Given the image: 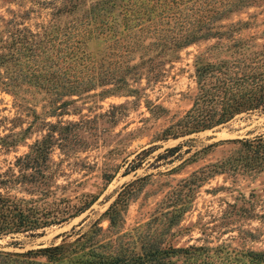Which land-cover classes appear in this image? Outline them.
Wrapping results in <instances>:
<instances>
[{"label":"rangeland","instance_id":"obj_1","mask_svg":"<svg viewBox=\"0 0 264 264\" xmlns=\"http://www.w3.org/2000/svg\"><path fill=\"white\" fill-rule=\"evenodd\" d=\"M95 1L78 0L63 8L67 0H0V54L6 55L0 57V83L9 80V70L11 83L19 85L14 94L0 84V171L14 167L16 158L49 132V199L59 208L92 201L77 215L38 233L0 236V264H51L43 254L17 253L58 243L76 245L83 232L91 241L82 245L86 236L81 237L76 251L56 262L96 252L142 256L156 250L155 264H264V258H252L264 252V157L237 140L264 135V111H244L215 127L176 137L161 135L190 105L194 54L215 37L190 43L178 57L165 59L155 80L148 81L145 74L128 78L137 88L131 93L123 88L102 92L110 82L71 94L46 88L91 76V68L68 63L79 47L97 56L107 49L97 29L86 32L92 18L85 12ZM119 2L108 0V17L119 12ZM97 13L95 23L107 17L102 9ZM240 19L249 24L234 30L236 35L264 42V3L232 12L222 22ZM82 35L86 40L77 47L74 40ZM31 41L46 52L7 58L9 49ZM220 47L210 51L217 53ZM129 57L130 62L138 60V52ZM104 58L106 63L113 56L105 53ZM38 63L41 68L35 71ZM53 69L58 76H49ZM63 100L64 105L54 107ZM154 103L166 110L150 111ZM49 122L55 123L51 130ZM119 191L127 204L118 222L109 226L102 212Z\"/></svg>","mask_w":264,"mask_h":264},{"label":"trees","instance_id":"obj_2","mask_svg":"<svg viewBox=\"0 0 264 264\" xmlns=\"http://www.w3.org/2000/svg\"><path fill=\"white\" fill-rule=\"evenodd\" d=\"M76 1L78 0H67L63 8L76 5ZM107 3L108 0H97L91 3L85 12V15L92 18L91 28L86 32L93 29L100 32L102 40L107 43L104 54H89L83 46L79 47L78 44L86 40L82 35L74 40L79 47V53L72 54L68 61L69 64L74 62L91 68V76L86 80L80 79L82 82L68 80L62 83L59 80L60 82L54 84L49 83L46 86L48 90L58 95L71 94L110 82L112 86L104 88L102 92L112 93L123 88L131 93L137 88L130 85L128 78L136 80L145 74L148 81L155 80L160 73L158 65L165 59L178 57V51L190 43L215 37L213 43L194 54V84L187 93L190 105L163 127L162 137H176L212 128L244 111H264V42H258L253 37L236 35V30L249 24L248 20L222 22V19L232 12L263 4L264 0H120L118 4L121 9L110 17L107 12L111 11L112 7H108ZM99 9H102V14L106 13L107 17H100L99 23H95ZM117 24H121L122 28L118 29ZM132 27L136 29L134 33L124 31ZM104 30L108 33H104ZM146 32L152 34L148 35ZM39 44L37 41H31L30 44L16 45L9 49L10 55H7V58L24 51L29 52V55H41L46 51L41 49ZM218 45L221 47L217 48V53L210 51ZM133 51L138 52V60L130 62L129 55ZM105 53L113 56L106 63ZM5 56L0 54L2 59L6 58ZM158 57L160 59H157ZM145 62L148 64L143 72ZM34 66H37L35 71L41 68L39 63ZM48 74L50 77L58 76L55 75V70L49 71ZM66 74L63 72L62 75ZM5 76L9 80L3 79L5 81L0 84L16 94V86L19 88V85L11 83L10 78L13 75L7 70ZM64 104L65 100L56 103L54 107ZM148 108L157 114L166 110L162 104L155 103ZM48 124L49 130L55 126L52 122ZM237 140L252 147V151L264 157L263 134ZM51 147L52 133L48 132L37 139L28 152L16 158L14 167L8 166L0 171V236L17 232L38 233V229L75 216L91 204L92 201H88L77 207L59 208L49 199L52 194V175L48 168ZM126 204V196L119 191L102 212L107 217L109 226L118 222V216L123 214L121 212ZM85 236L82 245L91 241V235L87 236L83 232L75 239L76 245L79 239ZM76 245L58 243L17 254H43L53 261L51 264H59L56 261L76 251ZM155 253L156 250H152L145 251L142 256H134L118 252H96L90 253L91 256L88 257L77 256L75 259L68 256L66 264H155ZM254 257L260 260L264 258V252H255L252 258Z\"/></svg>","mask_w":264,"mask_h":264}]
</instances>
